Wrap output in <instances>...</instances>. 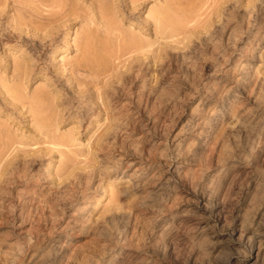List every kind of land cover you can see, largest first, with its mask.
<instances>
[{
  "label": "rangeland",
  "instance_id": "obj_1",
  "mask_svg": "<svg viewBox=\"0 0 264 264\" xmlns=\"http://www.w3.org/2000/svg\"><path fill=\"white\" fill-rule=\"evenodd\" d=\"M43 1L0 0V264H264V0Z\"/></svg>",
  "mask_w": 264,
  "mask_h": 264
},
{
  "label": "bare ground",
  "instance_id": "obj_2",
  "mask_svg": "<svg viewBox=\"0 0 264 264\" xmlns=\"http://www.w3.org/2000/svg\"><path fill=\"white\" fill-rule=\"evenodd\" d=\"M66 1H67V0H66ZM138 1H139V0H138ZM141 1H142V0H141ZM42 2H44V1L42 0ZM46 2H48V3H47L48 6H50V5L53 6V5H54L55 7H56V5H58V6L60 5L59 7H61V5H63V3H64L63 0H46ZM61 2H63V3H61ZM167 2H168V5H170V4H169L170 1L168 0ZM211 2H213V1H211ZM133 3H134V2H133ZM200 3H201V2H200ZM216 3H218V2H216ZM216 3H215V4H216ZM44 4H45V3H44ZM191 4H192V2H191ZM191 4H190L189 6H191ZM201 4H203V3H201ZM201 4H199L198 7H199ZM168 5H167V7H166V5H165V7H163V8L160 7L158 10L155 11L156 13H154V14H155L154 16H156V17H155V18H156L155 21H157V24H156L157 27H156V28H157L158 31L161 32V33L167 32V29L169 28V26L171 27L173 24H176V26H177L178 23H179L178 27H179V28L181 27L179 21H182V18H181V20L178 19V21H175V17H173L174 19H171L170 16L168 15V11H169V13L171 12V11H170L171 8H169ZM171 5H172V4H171ZM171 5H170V6H171ZM204 5H205V4H204ZM216 5H217V4H216ZM162 6H164V5H162ZM201 6H203V5H201ZM201 6H200V8H202ZM194 7H195V8L193 9V11H195V10L203 11V10H204V8H203V10H202V9H200V8L197 9L196 6H194ZM76 8H77V7H75V9H76ZM192 8H193V6H192ZM208 8H209V7H208ZM72 9H73V8H72ZM156 9H157V8H156ZM66 10H67V9H66ZM73 10H74V9H73ZM186 10L189 11L190 8H189V9H186ZM205 10L208 11L209 9L207 10V8H206ZM210 10H211V9H210ZM210 10H209V11H210ZM74 11H76V10H74ZM74 11H73V12H74ZM54 12L56 13V11H54ZM184 12H185V11H184ZM196 12H197V11H196ZM213 12H214V11H213ZM55 13H53V14H55ZM66 13H67V12H66ZM187 13H188V12H187ZM189 13H191V12H189ZM208 13H209V12H207V14H208ZM210 13H211V12H210ZM64 14H65V13H64ZM68 14H69V13H68ZM191 14H192V13H191ZM195 14H196V13H195ZM195 14H194V15H195ZM201 14H202V12H201ZM201 14H200V15H201ZM182 15H184V14H182ZM187 15H188V14H187ZM192 15H193V14H192ZM192 15H191V16H192ZM200 15H198V16H200ZM172 16H173V15H172ZM184 16H186V14H185ZM189 16H190V15H189ZM191 16H190V17H191ZM195 17H196V16H195ZM200 17H201V16H200ZM193 18H194V16H193ZM196 18H197V17H196ZM198 18H199V17H198ZM63 19H64V18H63ZM190 21H192V20L190 19ZM194 21H195V20H194ZM204 25H205V24H204ZM174 28H175V26H174ZM169 29H171V28H169ZM172 29H173V28H172ZM176 29H177V27H176ZM176 29H173V30H176ZM173 30H171V31H173ZM161 35H162V34H161ZM129 37H130V35H129ZM135 37H136V36H135ZM131 39H132V40H129L130 42L127 40V42H125L124 45H125L126 43H127V44L129 43L130 45H129V44H128V45H129V46H132L131 49H132V48H134V49H135V48H142V46H141L142 43L140 42V40H135L136 38H131ZM88 40H89V39H88ZM90 40H91V39H90ZM91 42H92V41H91ZM102 43H105V42L102 41ZM127 44H126V47H128ZM102 45H104V44H101V46H102ZM105 45H106V44H105ZM124 45H123V46H124ZM133 46H135V47H133ZM107 47H108V46L106 45V48H107ZM126 47H125V49H122V48L120 47V48H121L120 51H123V50L127 51V50L130 48V47H129V48H127V50H126ZM102 48H103V47H102ZM97 49H98V48H97ZM97 49H96V51H97ZM136 50H137V49H136ZM90 51H91V50H90ZM94 51H95V50H94ZM106 51H107V50H106ZM128 51H130V50H128ZM132 52H133V50H132ZM94 53H95V52H94ZM125 53H126V52H125ZM128 53H129V52H127V54H128ZM91 54H92V53H91ZM96 54H97V56L99 55L98 52H96ZM105 54H106V53H105ZM108 54H109V53H107V55H108ZM124 55H125V54H124ZM95 56H96V55H95ZM97 56H96V58H97ZM108 56H110V55H108ZM93 57H94V56H93ZM99 57H100V55H99ZM110 57H111V56H110ZM110 57H108V59H109ZM102 58H103V57H102ZM104 58H105V57H104ZM97 59H98V58H97ZM95 60H96V59H95ZM105 60H106V59H105ZM109 60H110V59H109ZM110 61H111V60H110ZM110 61H109V62H110ZM86 63H87V62H86ZM86 63H85V64H86ZM90 63H92V61H91ZM96 63H97V62H96ZM77 64H78V63H77ZM87 64H88V63H87ZM107 65H108V64H107ZM108 66H109V65H108ZM99 67H101V66H99ZM96 73H97V72H96ZM96 73H95V74H96ZM92 74H94V73H92ZM95 74H94V75H95ZM95 76H96V75H95ZM99 96H100V95H99ZM40 103H41V102H40ZM37 104H38V102H37ZM37 104H36V105H37ZM40 105H41V104H40ZM38 106H39V104H38ZM36 107H37V106H36ZM40 107H42V106H40ZM42 108H43V107H42ZM44 112H45V111H44ZM219 112H223V108L220 109ZM35 113H36V115H37V117H38V119H39V121H40V126H45L46 123L44 124V122H45V121H44V116H43L44 114H43V115L41 114V110H37ZM51 113H52V112H51ZM46 114H47V113H46ZM52 115H53V114H52ZM47 116H49V115H47ZM50 116H51V115H50ZM50 116H49V118H50ZM47 120H49V119H47ZM47 122H48V121H47ZM102 135H103V134H102ZM108 135H109V134H108ZM68 136H69V135H68ZM62 137H64V136H62ZM69 138H70V136H69ZM69 138H66V139H67V140H71V139H69ZM8 139H9V138H8ZM11 139H12V138H11ZM11 139H10V140H11ZM61 139H62V138H61ZM64 139H65V137H64ZM66 139H65L64 141L67 143L68 141H67ZM12 141H14V140H12ZM64 141H62V142H64ZM5 142H6V141H5ZM65 142H64V143H65ZM9 143H10V141H9ZM5 144H6V143H4V145H5ZM10 144H11V143H10ZM36 144H37V143H36ZM11 145H12V144H11ZM30 145H31V144H30ZM31 146H32V145H31ZM10 148H12V147H10ZM37 149H39V147H38ZM47 149H48V148H47ZM6 150H7V149H6ZM26 150H28V149L26 148ZM41 150H42V149H41ZM45 150H46V149H45ZM18 151H19V150H18ZM33 152H35V150H33ZM2 153H3V152H2ZM17 153H18V152H17ZM39 153H40V152H39ZM5 154H6V153H4L3 155H5ZM23 155H24V154H23ZM23 155H22V157H23ZM20 156H21V155H20ZM0 157H1V155H0ZM22 157H21V158H22ZM25 157H26V156H25ZM1 159H2V158H1ZM18 159H19V158H18ZM24 159H25V158H24ZM5 163H6V161H5ZM2 166H3V165H2ZM3 170H5V169H3Z\"/></svg>",
  "mask_w": 264,
  "mask_h": 264
}]
</instances>
